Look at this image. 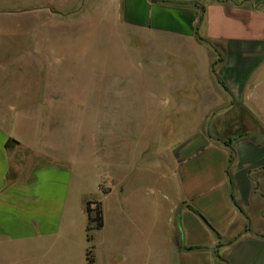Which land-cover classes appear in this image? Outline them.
Masks as SVG:
<instances>
[{"label": "crops", "instance_id": "0c3cea01", "mask_svg": "<svg viewBox=\"0 0 264 264\" xmlns=\"http://www.w3.org/2000/svg\"><path fill=\"white\" fill-rule=\"evenodd\" d=\"M114 2L126 26L156 40L161 82L175 92L166 106L192 124L161 157L173 191L155 236L158 263L264 264V0ZM28 56L0 63V264H53L37 257L62 233L69 187V166L49 156L23 110L53 92L43 83L25 100L5 94ZM22 120L35 130L28 140Z\"/></svg>", "mask_w": 264, "mask_h": 264}, {"label": "rangeland", "instance_id": "374dc122", "mask_svg": "<svg viewBox=\"0 0 264 264\" xmlns=\"http://www.w3.org/2000/svg\"><path fill=\"white\" fill-rule=\"evenodd\" d=\"M115 7L114 0H0V63L29 55L8 75L5 94L25 100L43 83L53 92L51 102L23 110L36 118L49 156L69 166L62 233L37 257L53 264L160 260L155 236L164 193L173 191L161 157L192 124L166 106L175 92L161 82L156 40L126 26ZM18 128L35 134L26 120ZM88 201L101 203L99 229L87 230L95 225Z\"/></svg>", "mask_w": 264, "mask_h": 264}, {"label": "trees", "instance_id": "16d2710c", "mask_svg": "<svg viewBox=\"0 0 264 264\" xmlns=\"http://www.w3.org/2000/svg\"><path fill=\"white\" fill-rule=\"evenodd\" d=\"M87 212H88V218L89 221L94 222L95 225L93 227H87V230H91V229H99L103 226V216H102V211H101V203L100 202H92V201H88L87 203ZM91 205H93V207H91ZM93 212L94 215L92 216L90 213ZM89 239V237H87V240ZM87 252H90V250H88ZM85 260L87 262V264H91L92 260L88 259L87 257H85Z\"/></svg>", "mask_w": 264, "mask_h": 264}]
</instances>
